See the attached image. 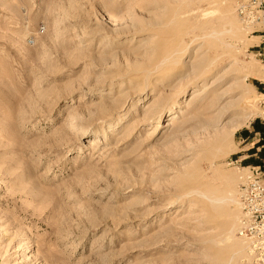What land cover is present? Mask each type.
<instances>
[{"label":"rangeland","instance_id":"rangeland-1","mask_svg":"<svg viewBox=\"0 0 264 264\" xmlns=\"http://www.w3.org/2000/svg\"><path fill=\"white\" fill-rule=\"evenodd\" d=\"M243 1L255 23L236 0H0V264H245L214 200L264 175Z\"/></svg>","mask_w":264,"mask_h":264},{"label":"built area","instance_id":"built-area-1","mask_svg":"<svg viewBox=\"0 0 264 264\" xmlns=\"http://www.w3.org/2000/svg\"><path fill=\"white\" fill-rule=\"evenodd\" d=\"M243 0H236L235 11L245 24L259 20ZM251 178L240 187L237 201L239 219L237 236L245 245V264H264V175L254 169Z\"/></svg>","mask_w":264,"mask_h":264},{"label":"bare ground","instance_id":"bare-ground-1","mask_svg":"<svg viewBox=\"0 0 264 264\" xmlns=\"http://www.w3.org/2000/svg\"><path fill=\"white\" fill-rule=\"evenodd\" d=\"M162 66H163V65H162ZM162 69H163V68H162ZM162 69H161V71H162ZM204 72H205V71H204ZM206 72H207V71H206ZM202 75H204V74H202ZM200 76H201V75H200ZM197 77H198V76H197ZM204 79H205V78H204ZM200 80H201V79H200ZM202 80H203V79H202ZM80 123H81V122H80ZM74 125H75V128H78V129L82 130L83 132H84V131H87V127L85 128L84 126L80 125L79 123H75ZM84 133H85V132H84ZM84 135H85V134H84ZM233 178H234V177H233ZM235 179H236V178H235ZM227 187H228V186H227ZM230 192H231V191H230V190L228 191V189H227L224 193L221 194V196L215 197L214 200H215V201H220V203H221V202H224V203H226V202H232V203L236 204V206H237L238 202H235L234 199H232L233 197L231 198V196H230ZM218 195H219V194H218ZM212 198H213V197H212ZM208 200H209V199H208ZM211 200H212V199H210V201H211ZM212 201H213V200H212ZM211 204H213V203H211ZM221 204H223V203H221ZM230 205H232V204H230ZM234 206H235V205H234ZM213 209H214V208H213ZM216 210H217V208H216ZM214 211H215V210H214ZM219 211H220V210H218V212H219ZM212 212H213V211H212ZM216 212H217V211H216ZM238 219H239V215H238ZM227 220H228V218H227ZM223 221H225V220H223ZM227 222H228V223L226 224V227H225L226 229H224V227H223V229H224L223 231L225 232V230H226L225 233L228 234L229 232H231V230H232L234 227H233V225L230 224V221H227ZM234 222H235V221H234ZM237 223H238V220H237ZM232 224H233V223H232ZM237 229H238V228H237ZM229 235H231V234H229ZM222 236H224V233H223ZM224 237H225V236H224ZM229 237H230V236H229ZM225 238H226V237H225ZM227 238H228V237H227ZM236 238H237L238 241H240V244H241L242 247L244 248V250H243V251H244L243 258H244V257H245V245H244L243 241H242L238 236H237ZM228 239H230V241H231L232 238H228ZM221 241H222V240H221ZM223 241H226V242H227L228 240L223 239ZM223 241H222V242H223ZM224 243H225V242H224ZM227 245H229V244L227 243L226 246H227ZM229 246H231V247L233 248V245H229ZM227 247H228V246H227ZM232 248H231V249H232ZM226 249H227V248H226ZM233 249H234V248H233ZM236 253L238 254L237 251H236Z\"/></svg>","mask_w":264,"mask_h":264},{"label":"crops","instance_id":"crops-1","mask_svg":"<svg viewBox=\"0 0 264 264\" xmlns=\"http://www.w3.org/2000/svg\"><path fill=\"white\" fill-rule=\"evenodd\" d=\"M250 128L252 131L251 133H253V134L262 133L264 135V125L263 124L261 125V123L254 121L253 123H251ZM243 132H245V134H247V131H243Z\"/></svg>","mask_w":264,"mask_h":264}]
</instances>
